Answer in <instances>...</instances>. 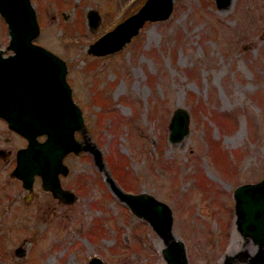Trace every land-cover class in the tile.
Listing matches in <instances>:
<instances>
[{
	"label": "rangeland",
	"instance_id": "rangeland-1",
	"mask_svg": "<svg viewBox=\"0 0 264 264\" xmlns=\"http://www.w3.org/2000/svg\"><path fill=\"white\" fill-rule=\"evenodd\" d=\"M32 1L40 23L33 39L65 59L72 95L111 174L106 155L121 160L133 190L171 205L190 264H212L239 235L235 185L264 174V0L224 7L173 0L168 16L146 20L121 48L102 54L89 52V42L143 0ZM90 7L99 12L93 26ZM8 37L0 14V46ZM178 105L189 112L188 131L171 141ZM23 141L0 117V147ZM5 158L0 264H89L92 255L108 264H166L162 237L111 190L91 152L63 156L61 184L76 194L70 202L44 189L39 175L32 189L23 186Z\"/></svg>",
	"mask_w": 264,
	"mask_h": 264
},
{
	"label": "water",
	"instance_id": "water-1",
	"mask_svg": "<svg viewBox=\"0 0 264 264\" xmlns=\"http://www.w3.org/2000/svg\"><path fill=\"white\" fill-rule=\"evenodd\" d=\"M232 0H215L218 7ZM173 0H143L140 5L89 42L87 50L106 53L117 50L134 35L148 19L164 18L172 9ZM0 14L7 24L9 39L2 53L0 46V115L7 124L27 138L17 151L11 172L23 186L32 189L36 175L40 184L59 199L70 202L75 192L60 181L68 165L63 156L70 150H89L111 190L131 211L143 217L162 237L161 254L166 264H189L185 241L172 230L173 212L164 199L146 189L124 188L111 174L101 147L87 132L82 109L72 95L66 78L67 63L58 53L35 41L39 32L35 5L32 0H0ZM87 22L93 26L99 12L90 7ZM264 35V27L262 29ZM189 112L178 105L173 109L168 138L175 141L188 131ZM81 133L76 137L75 131ZM44 134L43 138L39 135ZM235 226L244 236L264 244V174L256 180L242 181L233 189ZM89 264H108L92 255Z\"/></svg>",
	"mask_w": 264,
	"mask_h": 264
},
{
	"label": "flooded vegetation",
	"instance_id": "flooded-vegetation-1",
	"mask_svg": "<svg viewBox=\"0 0 264 264\" xmlns=\"http://www.w3.org/2000/svg\"><path fill=\"white\" fill-rule=\"evenodd\" d=\"M1 48H2L3 54H8L12 51L10 47H1ZM0 117L3 118L1 115ZM3 119L6 121L5 118ZM6 125L9 128L13 129L15 132H17V134L24 139L23 143L17 145L14 148V150H12L11 148L5 149L3 147H0V155L3 157H6L5 159L7 160V162L8 163L10 162L14 166V164L16 163V159H17V151L20 147H23L26 145L27 138L25 135H23L19 131L10 127L7 124V121H6ZM43 137L44 135H39V138H43ZM80 151L90 152L89 150L82 149V150H79L78 153ZM11 173L12 172L10 170L9 174ZM53 196L56 197L55 195ZM58 200L61 201V199L59 198ZM234 243L235 244H230L226 249H223L222 251H220V253L217 255V257L215 258V261L212 262V264H264V244L261 245L257 241H255L253 237L244 236L240 233L236 237V241H234ZM187 260H188V263L190 264L188 254H187Z\"/></svg>",
	"mask_w": 264,
	"mask_h": 264
},
{
	"label": "trees",
	"instance_id": "trees-1",
	"mask_svg": "<svg viewBox=\"0 0 264 264\" xmlns=\"http://www.w3.org/2000/svg\"><path fill=\"white\" fill-rule=\"evenodd\" d=\"M106 159L107 162L111 168L112 173L115 175V177L121 182V184L124 186V188H128V189H132L133 186H130L127 182H125V180L121 177L122 175V170H124L123 167V163L121 162V160H113V156L112 155H106ZM121 173V175H120Z\"/></svg>",
	"mask_w": 264,
	"mask_h": 264
}]
</instances>
